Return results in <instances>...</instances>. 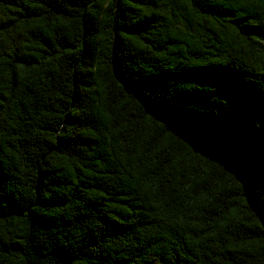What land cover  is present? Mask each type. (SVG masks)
I'll return each instance as SVG.
<instances>
[{
    "label": "trees",
    "instance_id": "1",
    "mask_svg": "<svg viewBox=\"0 0 264 264\" xmlns=\"http://www.w3.org/2000/svg\"><path fill=\"white\" fill-rule=\"evenodd\" d=\"M0 264H264V0H0Z\"/></svg>",
    "mask_w": 264,
    "mask_h": 264
}]
</instances>
